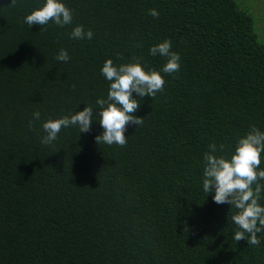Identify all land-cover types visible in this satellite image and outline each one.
Wrapping results in <instances>:
<instances>
[{"label":"trees","instance_id":"obj_1","mask_svg":"<svg viewBox=\"0 0 264 264\" xmlns=\"http://www.w3.org/2000/svg\"><path fill=\"white\" fill-rule=\"evenodd\" d=\"M61 2L73 12L63 28L24 22L46 0H0V264H264V230L259 245L237 242L239 210L203 190L210 144L230 160L264 132V0ZM77 24L91 41L70 38ZM166 39L180 56L172 74L149 51ZM106 59L165 80L155 97L133 93L143 124L127 126L123 147L95 141ZM86 106L89 132L63 128L41 144L44 121Z\"/></svg>","mask_w":264,"mask_h":264},{"label":"clouds","instance_id":"obj_2","mask_svg":"<svg viewBox=\"0 0 264 264\" xmlns=\"http://www.w3.org/2000/svg\"><path fill=\"white\" fill-rule=\"evenodd\" d=\"M15 4V0H12ZM149 14L158 17L156 9ZM52 21L63 28L73 23V12L61 0H46L43 7L33 10L26 15L24 22L29 25L45 26ZM94 37L91 29L77 24L72 28L70 38L73 40H89ZM171 41L163 42L149 49L152 56L167 57L162 71L172 74L180 70V56L170 51ZM56 60L67 63L70 56L66 49L61 48ZM101 75L110 82L107 98H98L99 123L103 132L95 137L97 144L109 146L115 144L123 147L127 143L125 132L127 126L142 125L143 119L134 115L139 109V101L133 98L135 92L139 97H155L164 90L165 80L157 71H145L139 62L114 66L112 59H106L101 68ZM34 120L40 119V113L32 114ZM94 110L86 106L82 111L73 115H65L58 119L44 121L41 125L44 135L40 142L48 145L56 141L63 128L78 126L80 132H89ZM31 124V122H30ZM210 152L204 154L206 161L204 169L203 190L209 194L214 192L213 201L217 204H229L238 209V213L231 217L232 222L241 229L236 231L234 239L238 242L246 240L249 246L259 245L257 233L264 230V207L258 204L261 186L256 184L255 192L252 185L257 179H264V170L257 172L261 164L260 154L264 151V132L253 128L238 142L235 154L231 159L217 157L215 144L209 145ZM259 225V226H258ZM247 234V235H246Z\"/></svg>","mask_w":264,"mask_h":264}]
</instances>
